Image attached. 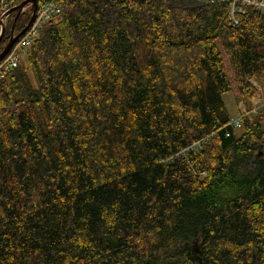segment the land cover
I'll return each mask as SVG.
<instances>
[{"label":"trees","instance_id":"obj_1","mask_svg":"<svg viewBox=\"0 0 264 264\" xmlns=\"http://www.w3.org/2000/svg\"><path fill=\"white\" fill-rule=\"evenodd\" d=\"M230 4L63 0L0 77V264H264V111L222 100L264 80V14Z\"/></svg>","mask_w":264,"mask_h":264},{"label":"built area","instance_id":"obj_2","mask_svg":"<svg viewBox=\"0 0 264 264\" xmlns=\"http://www.w3.org/2000/svg\"><path fill=\"white\" fill-rule=\"evenodd\" d=\"M130 4V6L138 1V0H125ZM206 1H217V0H206ZM222 1H228L230 2V17L233 24L238 25L239 21L238 15L240 14H246V6H252L255 9H259V12L264 14V0H241L240 3H237V0H222ZM9 2H2V8L5 6L4 10L2 9V13H5L6 10L9 8V5L11 4ZM37 9L34 15V20L31 23L30 26L26 27L25 33L16 41L13 49V54L8 56L4 62L3 66L0 70V77L3 76L2 72L8 71L14 67H17L19 62L18 60L20 58V51L24 49H29L33 41L39 38L40 32L42 30V27L52 19H54L56 16L60 15L62 12V2L63 0H38ZM13 5V4H11ZM239 7V8H235ZM4 15V14H3ZM2 16V15H1ZM20 49V50H19ZM16 56V58H15ZM19 58V59H18ZM252 85H254L257 89V92L253 97H251V101L249 104H247L243 99L241 100L240 110L241 113L238 118H231L230 125L231 127L235 129H240L242 127L243 121L246 117H251L252 115L259 114V112L264 111V80L259 81L257 79L251 80ZM239 100V101H240ZM198 146V147H197ZM199 144H193L192 148L196 149L199 148Z\"/></svg>","mask_w":264,"mask_h":264},{"label":"rangeland","instance_id":"obj_3","mask_svg":"<svg viewBox=\"0 0 264 264\" xmlns=\"http://www.w3.org/2000/svg\"><path fill=\"white\" fill-rule=\"evenodd\" d=\"M240 1L241 0H237V3H240ZM210 2V1H209ZM19 4H20V2H19ZM19 4H17V3H15V1L13 2V5H9V8L6 10V12L5 13H2L0 16H1V18H0V28H2V27H4V31L6 32V30L5 29H7V27H9L10 26V24H11V13H10V11L13 9V8H15L17 5H19ZM0 8H1V11H2V9L4 10L5 8H7V7H3L2 8V6H0ZM235 8H239V7H235ZM17 12L18 11H14V12H12V14L13 13H15V15H13V16H15L16 17V15H17ZM4 14V15H3ZM30 14H31V5H27L25 8H24V10H23V12L21 13V16H22V18L24 17H26V16H29V20H30ZM20 16V15H19ZM18 20H19V18H18ZM18 20L16 21V24L18 23ZM15 22V18H14V21H13V23ZM27 23H28V20L26 21ZM27 23H25V24H27ZM15 29V31L17 30L16 28H14ZM26 31V30H25ZM0 32H1V30H0ZM5 32H4V34H5ZM18 32H16V34H17ZM25 33V32H24ZM23 33V34H24ZM22 34V35H23ZM21 35V36H22ZM20 36V37H21ZM19 37V38H20ZM18 38V39H19ZM9 40H10V38H9ZM9 40H7V42H9ZM18 41V40H17ZM7 42H5L4 43V45H3V50H4V48L6 47V45H7ZM15 47H14V45H13V47L9 50V52L6 54V55H4V57H2L1 59H0V70H1V68H2V66L4 65L3 64V62H4V60L9 56L10 57V55H12L13 54V49H14ZM20 50V49H19ZM29 52V49H26L25 51H24V49L22 50V51H20V58L21 59H19L18 60V62H19V64H21V65H23V66H25L26 68L27 67H29V65H28V61H27V55H26V53H28ZM1 54V53H0ZM15 58H16V56H15ZM18 64V65H19ZM28 69V68H27ZM29 70V69H28ZM11 71V70H10ZM10 71H5V72H2V74H3V76L5 75V74H7V73H9ZM32 77V76H31ZM33 79V78H32ZM222 100H224V102H225V105H226V107H227V109H228V111L227 112H229V114H230V116H231V118H238L239 116H240V112H239V110H240V105H241V100L239 101V94H238V92L236 91L235 92V90H232L231 92H229V93H226L224 96H223V99ZM238 130H240V129H238ZM241 131V130H240ZM240 131H237V132H240Z\"/></svg>","mask_w":264,"mask_h":264},{"label":"water","instance_id":"obj_4","mask_svg":"<svg viewBox=\"0 0 264 264\" xmlns=\"http://www.w3.org/2000/svg\"><path fill=\"white\" fill-rule=\"evenodd\" d=\"M38 0H23V2H20L19 5H17L15 8H13L10 13L14 12V11H18L17 15L15 17V22L13 23V26L11 28V36H10V40L9 42H7L6 47L4 48V50L1 52L0 54V59L2 57H4V55H6L9 50L13 47V45L16 43V41L18 40V38L25 32L26 27L30 26L31 23L34 20V15L37 9V5H38ZM27 5H31V14H30V20L28 21V23L26 24V26L24 28H22L23 30H21L18 34L15 35V26H16V21L19 18V15H21V13L23 12L24 8ZM4 27L0 28L1 32H0V41L4 35ZM195 251V250H194ZM197 251V250H196Z\"/></svg>","mask_w":264,"mask_h":264},{"label":"bare ground","instance_id":"obj_5","mask_svg":"<svg viewBox=\"0 0 264 264\" xmlns=\"http://www.w3.org/2000/svg\"><path fill=\"white\" fill-rule=\"evenodd\" d=\"M9 1H10V0H9ZM148 1H150V0H148ZM15 2H16V1H15ZM126 2H127V1H126ZM132 5H134V3H133ZM258 13H259V12H258ZM203 143H204V141H203ZM203 145H204V144H203ZM203 145H202V146H203ZM187 148H188V147H187ZM189 148H190V147H189ZM182 151H183V150H182ZM187 151H188V150H187ZM177 154H178V153H177Z\"/></svg>","mask_w":264,"mask_h":264}]
</instances>
